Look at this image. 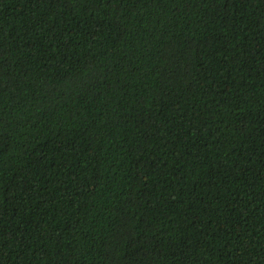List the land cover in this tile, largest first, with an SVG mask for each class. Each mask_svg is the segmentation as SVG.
<instances>
[{
    "label": "trees",
    "instance_id": "obj_1",
    "mask_svg": "<svg viewBox=\"0 0 264 264\" xmlns=\"http://www.w3.org/2000/svg\"><path fill=\"white\" fill-rule=\"evenodd\" d=\"M0 264H264V0H0Z\"/></svg>",
    "mask_w": 264,
    "mask_h": 264
}]
</instances>
